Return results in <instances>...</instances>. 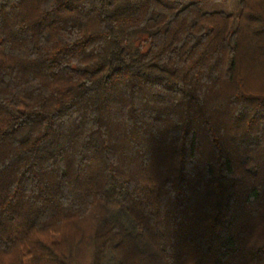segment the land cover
I'll use <instances>...</instances> for the list:
<instances>
[{
  "label": "trees",
  "instance_id": "16d2710c",
  "mask_svg": "<svg viewBox=\"0 0 264 264\" xmlns=\"http://www.w3.org/2000/svg\"><path fill=\"white\" fill-rule=\"evenodd\" d=\"M232 1L0 0V264H264V0Z\"/></svg>",
  "mask_w": 264,
  "mask_h": 264
},
{
  "label": "rangeland",
  "instance_id": "374dc122",
  "mask_svg": "<svg viewBox=\"0 0 264 264\" xmlns=\"http://www.w3.org/2000/svg\"><path fill=\"white\" fill-rule=\"evenodd\" d=\"M202 7L207 11H226L233 14H237L240 9L239 2L232 0H202Z\"/></svg>",
  "mask_w": 264,
  "mask_h": 264
}]
</instances>
